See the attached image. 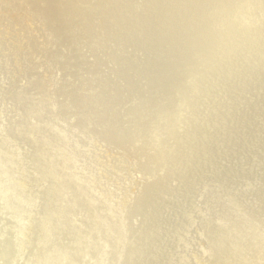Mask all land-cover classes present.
Here are the masks:
<instances>
[{"label":"rangeland","instance_id":"1","mask_svg":"<svg viewBox=\"0 0 264 264\" xmlns=\"http://www.w3.org/2000/svg\"><path fill=\"white\" fill-rule=\"evenodd\" d=\"M98 1L100 2L98 3ZM98 1L94 2V0H91L90 2L89 0H78L76 5L72 6L70 9V0H0V264H54V262H56L55 264H57V262H59L58 264H75L74 261L77 259L83 262H81V264H118L119 259H121L119 258L121 254H116L112 256L113 258L108 255L103 256L106 240L109 241V238H111L108 236L106 237V235H109V233L111 234V232L108 233L100 230V227H95V230L94 226L90 228L89 223L93 221V218H83L85 208H81L82 206L80 203L69 207L66 202H62L68 200V196L63 197L66 193L62 194L60 189H54L56 195L54 199H42V194H45L48 189H52L54 181L60 179V181L71 182L75 178V175L79 174L77 170H83L82 173L90 172L89 174H93L92 172L96 171V166L102 164L103 161L104 165L102 164V168L97 170L99 172H97L91 180L95 181L96 179L100 182L111 181V194L114 191L117 192L118 189L116 185L122 182V180L128 184L133 182L142 183L148 180L140 186L134 187L135 192H139L140 198H137L134 200V203L129 205L130 211H126V218L124 217L122 219L123 222L116 227L115 230L117 232H122L125 228L131 226L130 224L128 226L127 223L136 219L134 218L135 211L142 205L141 197L145 196L146 193L155 191L156 199L155 201L154 198L152 200L155 210L153 209L154 212H148L149 217L144 220V223L156 221L158 217L156 212H163L161 209L163 207H168V205L172 206L174 203L173 201L179 199L180 202L183 203H180V206L177 207L178 211L168 219L166 230L164 231L166 233L165 236L161 237V240L157 239V236L146 244L142 251L141 259L139 260L140 264H155V262L156 264H164V260L166 259H149L148 255L151 254L152 248H155L156 242L160 240L157 247L161 253L159 258L163 256L168 248L174 247L175 244L177 246L175 251L177 252L180 250L178 245L182 241L183 231L186 230V227L190 228L192 224L191 229L188 231L189 236L187 235V237H189L187 246H194L195 243H198L202 251L207 244L206 239L202 238V221L208 222V214H211L212 210L214 211L212 212L214 213V219L210 220L212 225L216 224V222H221L223 225L231 223L232 229L236 232L235 234H237V238L241 233L239 228L243 226L240 221L242 210L235 205L237 203L236 201L240 200L235 201V199H233L226 204L224 201L220 202L221 200L213 195L215 198L213 197L208 201L211 205H205L207 208L201 210V214H193V221L191 220L190 223H188L190 218L189 220H185L186 216L184 215L189 210L191 201L195 202V206L201 207L202 200L199 199L198 196L195 198L192 192L189 196L187 195V197L179 194V175L188 164L202 157L203 151L201 150L200 143L201 141L204 143V134H209L205 124L194 123V126L192 124L191 127L189 126V128H187L188 131L184 132V134L187 132L191 134L196 132V135L199 133L201 137L195 142V150L181 157L174 168H168L160 172L158 176L150 178V180L149 176L159 168L160 164L149 162V164L143 166L142 163L145 160V148L153 146V149H155L157 153L161 150V147H170L171 145L173 146V143L184 145L186 141L183 140V134L181 135V133L184 131V126L187 123L194 122L195 120L202 121L204 116V121L209 122V114L207 115L202 111L203 102L206 103V100L208 101L213 98L216 100L224 99L225 101L229 99L230 96L237 100H242L250 96H247L246 89L236 90L237 88L231 85L232 82L236 81V78H238L236 77L237 75L244 74V72L246 73L247 71H250L251 74L255 72V61L253 60L255 56H257V59L262 57L261 59L264 60V56H262L264 53V14L261 12L264 11V0H246L247 2L244 3L246 4V9L243 11L241 9V4L244 0H231L232 2L230 0H225L222 6L219 4V0H208L205 2L207 5L211 4L209 9L220 5L221 10L217 16V12L213 10L207 18L204 15L203 6L205 3L203 4V2L197 4L193 2L194 0H164L161 4V6H163L162 10L164 11H162L160 7V11L162 12L157 15L159 19H155V22H153L154 8L155 4L159 3V0ZM101 1L103 3H101ZM100 3L101 5L99 6ZM189 3L191 4L190 11L192 16L189 21L183 23L182 28L180 27V29L175 32V20L184 14L186 10L185 7H187ZM234 5H239L240 8L236 9L234 12H230L231 7ZM74 7L78 10H74ZM172 8L174 12L171 11ZM257 8L262 10L257 12ZM77 11L79 12L75 20V26L70 25V18L68 15L70 16V13L77 14ZM226 12L227 17L223 16L220 21L216 22L215 27L213 19L220 15H225ZM254 13H257L258 16L254 15ZM259 18H262V20H259ZM206 20H209V25L206 28L204 38L201 36L195 37L191 29ZM101 24L102 28L100 29ZM95 25H97V27ZM91 26H93V28ZM218 26L222 29L224 28V34H220L219 37L214 38V28L216 29ZM71 28L72 31L75 32H72V35L68 33ZM108 28L111 30L109 31ZM157 29L159 30L157 31ZM243 30H246V34H249L250 37L254 35L258 38L253 57L251 56V59L242 57L243 60L239 59V61H236V63H239L231 64L234 69L232 67L227 70L217 69L215 73H210L208 75L204 74L202 69L208 64L211 65L209 60L210 54H208L210 53V47L216 50L224 49L228 34L231 35L234 41ZM86 32H88V34H86ZM127 37H129V39H127L128 41L125 40ZM93 39L94 41L96 40L94 44L91 41ZM157 40L159 42H157ZM105 49H109V54H106V56L102 53V50ZM126 49L128 50L126 51ZM86 51H88V56L86 55ZM225 51L227 50L224 49L222 52ZM250 52L252 53V51ZM7 55L9 59H6ZM83 60L85 61V69L91 68L97 64L99 70L97 73L100 75L97 79L96 76H91V79L88 76H84L85 78L79 81L83 86V92L81 93L79 87H76V85H72V89L68 87L71 83L70 81H73V77H71L72 74L69 72L71 67L79 65ZM127 61L129 62V67H126L122 71L121 67ZM162 61L166 62L167 66L161 64ZM194 62L198 67L195 65L188 73L186 68L189 67V65L191 66L192 63L194 64ZM240 62L243 63V66ZM164 66L166 68H164ZM178 66L180 67L178 68ZM241 67L245 69L242 68L241 70ZM54 68L65 69L56 72ZM237 70L238 72H236ZM104 71L106 74H104ZM51 72H53L52 75L50 74ZM42 74L43 77L40 79L41 83L44 81V77L51 75L50 78L47 79H51L50 83L44 81L41 88L35 93L32 89V84L34 80L42 76ZM220 77L222 80H220ZM254 77H256V75ZM103 78H105L104 82L107 84L109 83V87L105 85V89L108 87V89L114 91L109 101H105V103L109 104V107L107 105V107L104 108L105 110L113 109L117 105L119 99L118 93L127 83L132 82L134 84L129 92H126V96H128L127 102L131 103V105L128 106L130 107L129 112L131 117L130 119H126L128 121L118 129L116 135L112 136L113 141L108 142V152H104L105 154L103 158L101 157V162L99 160L100 158L97 156L94 158L93 155L91 156L88 154V152H92V150L100 151V146H97L99 143L95 144L93 142L90 145L87 143L86 147L85 145L82 146L81 144L86 140L83 135H80V138L78 136V139H80L78 143L74 142V139H68L70 141L68 142L67 140L66 144L64 140L57 146L54 144L55 147H50L48 151L43 153V147L48 146L57 132H64L75 126L61 123L60 119H66L67 117L63 116L64 112L60 109L57 108V110L49 112L45 108V102L49 99L47 93L53 94V92H59L60 90L71 89L69 93L70 96H73L75 92L78 94L80 92L83 96L85 95L84 92L90 89L93 79L95 83L101 84V79L103 80ZM257 79L263 84L264 74L256 78V80ZM258 80L257 83H261ZM185 82L186 84H184ZM17 90H20L18 96L13 95ZM252 90L253 89L248 92L252 93ZM261 93H259V96H257L258 98H256L258 103L263 104L264 94ZM64 97V95H60L56 99L58 100L60 98L62 101ZM102 98H104L103 95H99L97 99H95L97 102L96 106L103 105V103H101ZM176 98L181 101L179 104H176L174 110H172L173 113L170 112L165 116L163 112L166 106L175 102ZM55 104L60 106V104L56 102ZM91 104V108H94L93 103ZM121 107L122 105H120V107L118 106L113 113L111 112L112 115H110V117H116L114 114L120 113ZM133 108H135L136 111ZM229 109L235 112L229 110V116H231L230 114L236 115V106L229 107ZM193 110H195V113ZM100 111L101 109H96L97 116ZM54 115L56 116L55 120L52 119ZM106 115H108V113H106ZM159 115L162 116L163 119L157 124V130L155 128V140L150 141L149 135L152 129L151 120L158 118ZM102 119L104 120L105 118L101 117L98 121L95 120L94 123L98 124ZM240 119L242 118H239V121ZM55 121L56 123L54 126L50 130H47L45 125ZM68 122L77 123L73 118H70ZM176 125H178V127H175ZM219 125L217 124L214 130H210L217 132V135L220 133L223 135L225 133L223 129L228 128L227 122H221V127ZM197 128L200 131H197ZM143 130L145 131L144 137H141L140 131ZM257 130H264V118L262 116L252 121V124L243 135L242 146H238L236 160L227 165L228 173H225V175L233 176L235 173L239 172L243 166H247L250 162L253 163L255 159L263 157L262 161L260 160L262 164H259V161L258 167L254 170L252 168L250 172L239 175L235 180L226 182L224 185L226 190L238 191L246 185L245 183L248 184L252 179L262 177L260 173L261 168L264 167V137L256 138L254 141L251 139V134L255 133ZM238 131L235 133H238ZM125 133H127L126 136H124ZM86 134L90 135L89 132ZM210 134H212V132ZM97 139L101 141L100 136ZM177 139H180L182 142H176ZM232 139H234V137H232ZM116 140H119V142L115 144ZM219 140L221 141V139ZM176 144L175 146H177ZM63 145H65V148L59 149V146L61 147ZM72 147L76 149L75 152L71 151ZM213 147L214 144L209 146L211 149ZM231 147L232 144L225 145L222 149L224 150L223 153H228ZM249 147H253L254 149L251 151ZM77 149L79 150L77 151ZM56 151H58L57 154ZM58 154H60L62 158H64L66 154H70L75 159L73 162L69 161L60 166L59 159L57 158ZM39 155L40 158H38ZM82 155L85 156L83 162L80 161ZM126 157L131 160H129L127 165L122 169V167L120 168V164L123 158L125 159ZM88 159L91 160L89 161ZM75 161H80L81 163L79 166H76L77 170L74 165ZM221 164L224 165L225 162L222 157H218L213 164L196 172L188 185L191 183L195 185L205 184L207 181L206 178L213 171L217 170L218 167L222 166ZM40 166L43 168H50L49 173L45 174L40 171L42 169ZM125 171H127V173ZM145 183L148 185H145ZM259 184V189L256 191H261V193L257 195L251 194L242 199L243 207H247L249 202L260 196H262L264 201V178L259 180ZM68 188L69 185L66 184L62 189L67 191ZM220 191H222V189ZM98 193L99 191H96V194H93L91 197L93 201H91V199L89 200L91 203L99 199L100 195ZM123 202L119 203L121 204V207L119 206L118 208L119 212L122 211ZM104 203L105 202L102 204L104 205ZM84 205L87 206V209L88 207H93L86 203H84ZM220 205L221 207H219ZM96 211L97 213L99 212V210ZM230 214H233L231 218ZM76 216L81 218L79 220V224H81L80 230H77L75 224H72L73 227L70 224L69 219ZM258 216L259 217L251 215V219L248 220L254 230L250 234L252 236L258 233V235H261L264 232V214L260 213ZM252 217L254 219H252ZM229 220L231 221L229 222ZM123 223H126V226ZM63 228H65V230H62ZM66 230L70 237H72L70 242H68L69 236L65 234ZM137 230L134 232L135 235L140 231ZM63 231H65L64 242H62V239H59V235ZM94 231H97L98 234L96 241L92 240ZM199 231L201 233H199ZM126 235H129V232H127ZM121 236H125V233L122 232ZM232 236H234V233L231 234V237ZM207 238L210 241V239H213V236L207 235ZM227 243L228 244L225 243L223 246H233L234 241L230 239ZM121 246H123V243ZM120 247H116V250H120ZM262 249H264V247ZM227 252L228 249L224 253L222 259L218 260V263L229 264L224 260V257L227 256ZM177 255L173 258V264H181L178 259H182V255L180 252H178ZM263 255L264 251H262L258 257L261 258ZM202 258L206 257L201 256V259ZM254 260L264 264V261H262L263 259L255 258L249 259V264H252ZM247 261L248 259L246 262ZM131 262L132 261L128 259V264H131ZM208 263L216 264L211 256L209 260L205 262V264Z\"/></svg>","mask_w":264,"mask_h":264},{"label":"bare ground","instance_id":"2","mask_svg":"<svg viewBox=\"0 0 264 264\" xmlns=\"http://www.w3.org/2000/svg\"><path fill=\"white\" fill-rule=\"evenodd\" d=\"M77 1L78 0H70V3H69L70 9L72 8V6L76 5ZM89 1L91 2V0H89ZM95 1H98V0H94V2ZM102 1H101V3H103ZM117 1H119V0H117ZM205 1L207 2L208 0H194L193 2H195L197 4L199 2H203V4L205 3V5L203 6L204 7L203 11H204L205 14L204 13L203 14L207 18L212 13L213 10H215L217 12V14H216V16H217L219 14V12L221 10V6L224 4L225 0H219L220 1L219 4L221 6L219 5L218 7H215L217 9H215L214 7L209 9V7H211V4L207 5V3ZM99 2L100 1H98V3ZM163 2H164V0H159V3L155 4V8H154L155 11H154V14H153V22H155V19H159V17H157V15L160 12L164 11V10H162L163 6H161V4ZM246 2L247 1L244 0L243 3L241 4L242 11L246 9V7H245L246 4H244ZM101 3L99 4V6L101 5ZM236 3L240 4L239 2H236ZM187 4H185V5H187ZM160 7H161L162 11H160ZM179 7H181V6H179ZM239 8H240L239 5H234L233 7H231L230 12H234L236 9H239ZM70 9H69V11H70ZM185 9L186 10H185L184 14L181 17H179L177 19L175 18L176 19L175 20L176 23L174 24V26H175L174 31L175 32L177 30H179L180 27L182 28L183 23L189 21L190 17L192 16L191 15V11H190V9H191V4L190 3H189V5H187V7H185ZM74 10H78V9L74 7ZM173 10L174 9L172 8L171 11L174 12ZM256 10L258 12V11H261L262 9L260 10V9L257 8ZM78 12L79 11H77V14L70 13V16L68 15V17L70 18L69 19L70 20V25L75 26V20L78 17ZM261 12H263V14H264V11H261ZM170 14H173V13H170ZM254 15L258 16L257 13H254ZM178 16H180V15H178ZM223 16L227 17V12L225 13V15L223 14L222 16L220 15L219 17H215L213 19V23H214L215 27H216V22L220 21L223 18ZM171 19H174V18H171ZM259 20H262V18H259ZM208 21L207 20L203 21V22L199 23L197 26H195V27H193L191 29V32L194 33L195 37L196 36H201V37L204 38V36L206 34L205 33L206 32V28L209 25ZM95 26L97 27V25H95ZM91 27L93 28V26H91ZM101 28H102V24L100 25V29ZM103 29H104V27H103ZM223 29L220 26H218V28H216V29L214 28V32H213L214 36L213 37L217 38V37L220 36V34H224ZM108 30L110 31L111 29L108 28ZM158 30L159 29H157V31ZM70 31H68V33L69 34L71 33V35H72V32H73L72 28L70 29ZM73 33H75V32H73ZM246 33H247L246 30H243V32L240 35L237 36L236 40L234 39V41L232 40L231 35L228 34L227 40H226V43H225V47H224V49L227 50L225 52H222L224 49H220V50L217 49L216 50L213 47L209 46L210 47V53H208V52L207 53L210 54L209 60H210V64L211 65L208 64L206 67H204L202 69L203 73L208 75L210 73L211 74L215 73L217 71V69L218 70L231 69V67H232L231 64H233V63L235 64L236 61H239V59L243 60L242 57L243 58L246 57V58L251 59L250 57L251 56L253 57V55H254L253 52L256 49L255 45H257L258 38L256 36H254V35L250 37L249 34L247 35ZM86 34H88V32H86ZM166 34H169V33H166ZM106 35H107V33H106ZM161 36H163V35H161ZM164 36H165V34H164ZM182 38H183V36H182ZM184 38H185V36H184ZM127 39H129V37H127L125 40H127ZM91 41L94 44V42L96 40L94 41V39H93ZM157 42H159V41L157 40ZM211 43H212V41H211ZM215 43H217V42H215ZM93 47H95V46H93ZM108 50L109 49L102 50V53H104L105 56H106V54H109ZM127 50L128 49H126V51ZM250 51H252V53ZM86 55L88 56V51H86ZM262 56H264V53L262 54ZM261 58L262 57L257 59V56H255V58L253 59L255 61L254 63H255V68H256L255 72L253 74H251L250 71L249 72L247 71L246 73L243 71L244 74H239L237 76L235 75L238 78H236V81H233L232 85H231V86H235L237 88L236 90H245L246 89L247 90L246 94H247V96L250 95L249 97H245V99H242V100L239 99L240 101L235 99L234 97H231V96H230L229 99H227L225 101H224V99L222 100L221 98H220L221 100H216V99H213V98L208 100V101L206 100V103L203 102V106H202L203 110L202 111H204V113L207 114V115L209 114V117H210L209 118V122L204 121L205 120V116H204V119L202 121H200V120L196 121L195 120L194 122L187 123L184 126L185 127L184 131L181 133V135L183 134L182 135L183 138H184L183 140L186 141L184 145H180V144L178 145V144L175 143L177 145V146H175V144L173 143V146L171 145L170 147L169 146L161 147V150L159 149L160 151L157 152V153L155 152V149H153L154 148L153 146H149V147L144 149L145 153L143 152L145 154V157H144L145 160L142 163L143 166L145 164H149V162L159 163L160 164L159 168L157 170H155V172H153L152 174L150 173L151 175L149 174L150 175L149 179L150 178H154V177L158 176L160 172H162V171H164V170H166L168 168H174L181 157H183L185 154H188V153L193 152L195 150V142L201 136H199V133H197V135H196L195 131H193V132H195L193 134H191L189 132L184 134V132L188 131L187 128H189V126L191 127L192 124L194 126V123L205 124L206 130H207V132H209V134L205 133L204 134L205 139H203L204 143H203V141H201V143H200L201 150L203 151L202 152V157L199 158L197 161H194V162L188 164V166L179 175V182H180V185H181V186L179 185V187H178V188H180L178 190L179 194L184 196V197H187V195L189 196L191 194V192H192V195L194 194L193 196L195 198L198 196L199 199L202 200L201 201V203H202L201 207H199L197 205L195 206V204H194L195 202L191 201V203L189 204L190 208L186 212V214L184 215V216H186L185 220H187V219L189 220V218H190V220L188 221V223H190L191 220H192V217H194L193 214H201V210H205V208H207L205 205H209V204L211 205V203H208V201H210V199H212L214 196L217 197V199L221 200L220 202L224 201L226 204H228L229 201L231 202L233 199H235V201L236 200H240V201H236L237 203L235 204L237 208L240 207L241 210H242L241 211L242 215H240V221L242 222L243 226H242V228H239L240 229L239 231L241 233L238 235V238H237V234H235L236 232H234V230L232 229L231 223L223 225V224H221V222L217 223L216 220H215L216 224L212 225V223L210 222L211 219H214V213H212L214 211L212 210V212L210 211L211 214H208L206 212L208 214V219L206 218L208 220V222L202 221V224H203V231H202V236L203 237L202 238L206 239V241H207L206 247L202 251L200 250L198 243H195L194 246L193 245L187 246V242H189L188 241L189 237H187V235L189 234L188 231L191 229V227L193 225L192 224L191 227L189 226L190 228L186 227V230L183 231L184 233L182 234V236H183L182 237V241L178 245L180 250H178L177 252L175 251V248L177 247L176 244H175L174 247L168 248L167 251L163 254V256L161 258H159L161 256V253L157 249L158 243L161 240L160 238L165 236V234H166L164 231L166 230V223H167L168 219L170 218V216H172L175 212L178 211L177 207L180 206V203H181L180 200L177 199V200L173 201L174 203H173L172 206L168 205V207H166V208L163 207L161 209V210H163V212H159V211L156 212L155 211L157 213V216H158L156 221L144 223V220H146L149 217L148 216L149 215L148 212H154L153 211L154 205L152 203V200H153V198H154V201L156 199V197H155L156 196V192L155 191L154 192H150V193H146L145 196L141 197V200H142L141 204L142 205H140L138 210L135 211L134 218H136V219L134 221H132V222H128V223L126 222L128 226H129V224L131 225V226H129L130 230H129V227L125 228L122 231L123 233H125V236L122 237L121 236L122 232H117L115 229H116V227L118 225H120V223L123 222L122 219L125 217L126 211L127 210L130 211L129 205L134 203V200H136L137 198H140L139 197V192L136 193L135 190H134V187L140 186L141 184H143L144 182H147L148 180H145L142 183L133 182V183H130V184L125 183V181L122 180V182H120L119 184L116 185L117 189H118L117 192L114 191L111 194L110 193L111 181H108V182L102 181V182H100L99 180H96V179H95V181L91 180L92 177L95 176L97 172H99L97 170L98 169L100 170L102 168V164L104 165V161H103L102 164L96 166V168H95L96 171H94L95 174H94V172H92L93 174H89L90 172L89 173L88 172H86V173L83 172L82 173L83 170H79V171L77 170L76 166H79V164H81L80 161L83 162L84 157H85L84 155H82V157H80V161L79 162L75 161V164H74L75 167H76V170H77V172L79 174H76L75 178L71 182L70 181L69 182H65L63 180H62L63 181L62 182V181H60V179L57 180V181H54V183H53L54 185H52V189H48V191H46L45 194H42V199L43 200H47V198L48 199H51V198L54 199L56 197V195L54 193V189L55 190L56 189H60L62 194L66 193L65 195H63V197L64 196H68V200H64L62 202H66L69 207H72V206L76 205L77 203L78 204L80 203V205L82 206L81 208H83V207L85 208L84 217L83 218H85V219L93 218V221L89 223V227L90 228L94 226V230H95V227H100L101 228L100 230L106 231L108 233L111 232V234L109 233V235H106V237L108 236V237H111V238H109L110 239L109 241L106 240L107 242L105 243V246H104L105 250H104L103 256L108 255V256H111V258H113L112 256H114L116 254H118V255L121 254V257H119L121 259H119V263L118 264H128V259H129V261H132L131 264H140L139 260L141 259L142 251L145 248L146 244L149 243L154 238H156L157 236H158L157 239H160V240H158L156 242L155 248H152L153 250H152L151 254L148 255V256H149V259H166V260H164V264H173L172 263L173 258H174L175 255L178 254V252H180L181 255H182L181 256L182 259H178V260H180L181 264H205V262L209 260L210 256H211L212 260L214 262H216V264H220V263H218V260L222 259V257L224 256V253L227 251V249H228L229 253L227 252V256L224 257L225 258L224 260L226 262H228L229 264H246V263L249 264L250 263L249 259H254V258L255 259H263L262 261H264V255L261 258L258 257V255L261 254L262 251H264V249H262L264 247V232L261 235H258L259 233L258 234H253V236L250 235L251 232H253L254 230H253L252 225H250L251 223H249V221H248V220L251 219L250 218L251 215L259 217L258 214H260V213L264 214V201L262 199V196H260V197L256 198L255 200H252L251 202H249L247 207H243L244 205H243V202H242V199H244L246 196H249L251 194H256L257 195V194L261 193V191L258 192L256 190L259 189L258 188V186L260 185L259 184V180L264 178V167L261 168V173H260V175H262V177H260L261 179L260 178L252 179L251 181L248 182V184L244 182L246 185L242 189H239L238 191H236V190H233V191L232 190H226L225 186H224L225 183L228 182L229 180H235L236 178H238L239 175L248 173V172H250V170L252 168L254 170L256 167H258L259 164H262L261 161H262L263 157L259 158V159H255V161L253 163L250 162L247 166H243L241 168V170L239 172L235 173L233 176L225 175V173H228L227 172L228 171V166L227 165L233 163V161L236 160V155L238 153V146L239 145L242 146L241 143L243 142V140H242L243 135L245 134V132L248 130V128L252 124V121H254L255 119H257V117H260V116H262L264 118V103L261 104V103L257 102V98H258L257 96H259V93L264 92V82L262 84V82L257 79L258 81L261 82V83H257V80H256V78H258L260 76H263V74H264V60H262ZM6 59H9L8 55L6 56ZM195 62H194V64L192 63L191 66L189 65V67L186 68L187 69L186 71H188V73L190 72L192 67L197 65ZM237 63H239V62H237ZM98 64H100V63H98ZM101 64H103V63H101ZM128 64H129L128 61L125 62V64L121 67V70L123 71L126 67H129ZM161 64L167 66L166 62L162 61ZM241 64L243 66V63H241ZM84 66H85V61L83 60L81 63H79V65H75V66L71 67L69 72H71V74H72L71 77H73L72 78L73 81H70L71 83H70L68 88L71 87V89H72L73 88L72 85H76V87L78 86L80 92L82 93L83 92L82 91L83 90V86L80 84L79 81L81 79L85 78L84 76H88L90 79H91V76H96V79H97V77L100 75V74L97 73V71H99L98 67H97L98 66L97 64L95 66L91 67V68H86V69L84 68ZM165 66H164V68H166ZM161 67H163V66H161ZM179 67L180 66H178V68ZM197 67H198V65H197ZM220 67H222V68H220ZM234 67H235V65H234ZM242 68H244V67H241V70H242ZM64 69L65 68H59V69L54 68V70H56V72H59V71L64 70ZM236 69H237V67H236ZM174 70H175V68H174ZM236 72H238V70ZM223 73H224V71H223ZM249 73H250V75H249ZM50 74L52 75L53 72H51ZM104 74H106V72ZM51 75H48L47 77H44L43 80L45 82L47 81V83L48 82L50 83L51 79L50 80H47V79L50 78ZM255 75H256V77H254ZM202 76H206V75H202ZM42 77H43V74H42V76H40L36 80H34V82L32 84V89H33V91L35 93L37 92L38 89L41 88V85L44 82L43 81L41 83V81H40V79ZM208 78H210V77H208ZM104 79L105 78H103V80L101 79V81H102L101 84L95 83V81L93 79V81L91 82L92 84L90 85V89L87 92H84L85 95H83V96H82V94L80 92H79V94L75 92L73 96H70L69 93H70L71 89L70 90H68V89L67 90L66 89L60 90L59 92H53V94L47 93L49 99H47V101L45 102V108L49 112L55 111V110H57V108L60 109L62 112H64L63 116L67 117L66 119L61 118L60 119L61 123L69 124V125H75V126L72 127V128H69V130H65L64 132H60V133L57 132L55 134L54 139L52 141H50L48 146L47 147H43V149H44L43 153L48 151L50 147H55V145L57 146L61 141H64V140H65L64 142H66V144H67V140L68 139H71V140L74 139V142L78 143L79 142L78 140H80V139H78V136L80 138L81 137L80 135H83V137L86 138V140H85V142H83V144H81L82 146L85 145V147H86L87 143H89V145L91 143H93V142L95 144L99 143V145H97V146L98 147L100 146V151L99 150H97V151L92 150V152H88V154L91 155V156L93 155L94 158H95V156H97L98 158H100L99 160L101 162V157L103 158V155L105 154L104 152H108V149H107L108 142H112L113 141L112 136L116 135V133L118 132V129L121 126H123L126 121H128L126 119H130V117H131V114L129 112L130 107H128V106L131 105V103L127 102L128 101V96H126V92H129V90L132 88V85L134 84L132 82L127 83L124 86V88L122 90H120V92L118 93L119 99H118L117 105L113 109L105 110L104 108H106L107 105L109 107V104L105 103V101H107V102L109 101V99L113 95L114 91H112V89H108L109 83L107 84L106 82H104L105 81ZM211 79H212V77H211ZM261 79H262V77H261ZM220 80H222L221 77H220ZM184 84H186V82ZM105 85H108L107 89H105ZM251 89H253L252 93H249L248 91H251ZM19 91L20 90H17L16 93H14V94L12 93V94L15 95V96H18ZM226 91H225V93H226ZM222 93H223V91H222ZM167 94H169V93H167ZM231 94H233V93H231ZM261 94H264V93H261ZM60 95L61 96L64 95L66 98L64 97V100H62V101L60 100V98L57 100L56 98H58ZM99 95H103V97H104L101 100V103H103V105L96 106L97 102H96L95 99H97V97ZM170 95H171V93H170ZM192 97H193V95H192ZM187 99H189V98H187ZM180 101H181L180 99L176 98L175 102L171 103L169 106H166V109L163 112V114L165 113V116H167L170 112H172V110H174V107L176 106V104H179ZM55 102L60 104V106L55 104ZM91 103H93L94 108H91V105H92ZM186 104H188V103H186ZM120 105H122L121 112L118 113V114H114V116L116 115V117H112V116L110 117V115H112L114 110L118 106L120 107ZM232 106H236V108H237V109H235L236 115L230 114L231 116H229L228 115V113H229L228 111L229 110L231 111V109H229V107H232ZM194 107H196V106H194ZM95 108L96 109H101V111L99 112L98 116L96 114L97 112H96ZM181 108H179V109H181ZM133 109L135 110V108H133ZM194 111L195 110H193V112ZM106 113H108V115H106ZM134 113H136V112H134ZM60 114H61V112H60ZM103 114H105V115H103ZM160 115H161V113H160ZM160 115H159L158 118H155L154 120H151L152 121V127H151L152 129L150 130V135H149L150 136L149 137L150 141H153L156 138L155 128L157 127V124L159 123V121L163 119V117L160 116ZM101 117L105 118L104 120L103 119L101 120L102 123L99 122L98 124H95L94 121L95 120L98 121V119H100ZM70 118H73L74 120H76L77 123L76 124L74 122L69 123L70 121L68 122V120ZM107 118H108V120H107ZM168 118H167V120H168ZM190 118H192V117H190ZM239 118H242V119H240V121H239ZM52 119L55 120L56 116L54 115L52 117ZM261 121H262V119H261ZM221 122H224V123L227 122L228 128L227 129H223L222 128L225 133L222 132V133H224L223 135H221V133L219 135H217L216 134L217 132H213L211 130H214L216 128L217 124L218 125L220 124L219 126L221 127ZM55 123H56V121L55 122H51L50 124L45 125V127H47V130H50L54 126ZM175 127H178V125H176ZM156 130H157V128H156ZM196 130L198 131L199 129L197 128ZM236 131H238V133H235ZM88 132L90 133V135L86 134ZM144 132H145L144 130L140 131V136L141 137L142 136L144 137ZM211 132H212V134H210ZM200 133H202V132H200ZM258 134H259V136H258ZM126 135H127V133L124 134V136H126ZM99 136L101 137V141H100V139H99V141L97 139ZM232 137H234V139H232ZM262 137H264V130H257L255 133L251 134V139H253V141L256 138H262ZM0 139H1V137H0ZM217 139L218 140L221 139V141L220 140L218 141ZM69 141L70 140H68V142ZM116 142L118 143L119 140H116L115 144H116ZM176 142H182V141L180 139H177ZM152 143H154V142H152ZM211 144H214V147L212 149L209 148V146ZM227 144H232V147L230 148V151L228 153H223L224 150H222V149ZM73 147L71 148V151L75 152L76 149H74L75 147L74 148ZM253 147H249V148H251L250 149L251 151L254 149ZM61 148H65V145H63L61 147L59 146V149H61ZM88 149H89V147H88ZM94 149H95V147H94ZM78 150L79 149H77V151ZM57 153H58V151H56V154ZM134 153H133V155H134ZM218 157H222V159L224 160L225 164L224 165L221 164L222 166L218 167L217 170L213 171L206 178L207 181H209V182L206 181L205 184L202 183L201 185H195L194 183L193 184L191 183L192 185L191 184L188 185L191 182V180H192V176L196 172H198L199 170H202L203 168L208 167L211 164H213L218 159ZM38 158H40V155L38 156ZM57 158L59 159V165L60 166L66 164L69 161L73 162L74 159H75L70 154H66V156L64 158H62L61 155L58 154ZM129 160H131V159L127 158V157L125 159L123 158V161L121 162V164L119 163L120 164V168L122 167V169H123L124 166L127 165V162H129ZM259 161H260V163H259ZM33 164H35V163H33ZM40 167H42V166H40ZM43 169H44V171H43ZM49 170H50V168H46V167L43 168L42 167V169L40 171H42L45 174H47V173H49ZM125 172L127 173V171H125ZM66 184L69 185V188H68L67 191L62 189L63 186L66 185ZM145 185H148V184L145 183ZM221 189H222V191H220ZM96 191H99L98 194L100 195V197H99L98 200H95V202L91 203L89 200L91 199L93 194H96ZM163 194H164V192H163ZM158 197H159V195H158ZM190 198H191V196H190ZM92 199H91V201H93ZM261 200H262V202H261ZM101 202L102 203L105 202L104 205ZM122 202L124 203V205L122 204L123 205L122 208H121L122 211L120 210L121 212H119L118 208L121 205L119 203H122ZM213 202H212V204H213ZM84 203H86L87 205L93 206V207H91V208L88 207V209H87L86 208L87 206H85ZM181 204H183V203H181ZM221 205L219 207H221ZM216 209H218V208H216ZM96 210H99V212L97 213ZM220 210H221V208H220ZM232 215L233 214H230V218L232 217ZM204 218H205V216H204ZM218 218H219V216H218ZM233 218H234V216H233ZM80 219L81 218L77 217V216L76 217H71L69 219L71 225L75 224L77 226V230L78 229L80 230V228H81V224H79V220ZM252 219H254V218L252 217ZM230 221L231 220H229V222ZM126 223H123V224L126 226ZM72 227H73V225H72ZM90 228H88V229H90ZM137 229L140 230V231L137 232V234L135 235L134 232ZM62 230H65V228H63ZM98 230H99V228H98ZM97 231H94L93 234H92V240L93 241H96V238L98 237ZM113 232H116V233H113ZM127 232H129V235H126ZM64 233H65V231L61 232L60 235H59V239H62V242H64ZM199 233H201V232L199 231ZM232 233H234V236L231 237ZM65 234H67L69 236L68 237V239H69L68 242H70L72 237H70V235L67 232V230H66ZM207 235H210V236L212 235L213 239H210V241H209L208 238H207ZM111 239H112V241H111ZM230 239H233V241H234L233 246H231V245H229L228 247L223 246L225 243L228 244L227 242ZM206 241H204V242H206ZM62 242H59V243H62ZM122 243H123V246H121ZM116 247H120V250H116ZM230 249H231V251H230ZM211 251H213V252H211ZM177 256H179V255H177ZM201 256L206 257V258H202L201 259ZM189 258H191V259H189ZM247 259H248V261L246 262ZM77 261H79V260L78 259L75 260L74 263L75 264H81V262H82V261H79V262H77ZM55 263L56 262H54V264ZM58 263L59 262H57V264ZM253 263L254 264L255 263L256 264H263V263L258 262L257 260H254L252 262V264ZM155 264H156V262H155ZM157 264H159V263H157Z\"/></svg>","mask_w":264,"mask_h":264}]
</instances>
